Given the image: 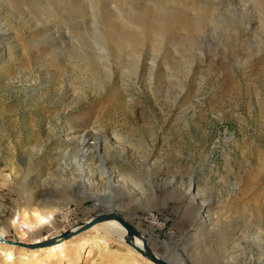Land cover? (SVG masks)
<instances>
[{
	"label": "rangeland",
	"instance_id": "374dc122",
	"mask_svg": "<svg viewBox=\"0 0 264 264\" xmlns=\"http://www.w3.org/2000/svg\"><path fill=\"white\" fill-rule=\"evenodd\" d=\"M263 108L264 0H0V231L114 207L166 257L264 264ZM34 208L58 211L23 234ZM85 231L0 264H151Z\"/></svg>",
	"mask_w": 264,
	"mask_h": 264
},
{
	"label": "bare ground",
	"instance_id": "6f19581e",
	"mask_svg": "<svg viewBox=\"0 0 264 264\" xmlns=\"http://www.w3.org/2000/svg\"><path fill=\"white\" fill-rule=\"evenodd\" d=\"M260 1H262V0H260ZM123 44H126V43H123ZM263 110H264V108H263ZM75 137L76 136H72V138H75ZM82 138H83V135H80V137L77 138V140L78 141H80V140L82 141ZM82 147H83V145L81 146V150H79V151H82L83 153H85L87 150H85L84 148L82 150ZM84 155H83V157H84ZM84 163H85L84 162V159H79V158L77 159V162H75L77 168H79L82 171H84L85 169H87L86 166L84 165ZM103 165H105V163ZM106 170L107 169L105 168V174L108 175L109 174V171H106ZM103 181H104V179H103ZM106 192H107V190H106ZM81 193L84 194V195H87V194L90 193L91 196L100 197L101 202L104 203V204L106 203V205L113 202L112 198H110L111 196L109 194H107L108 192L102 196L99 193L92 192V191H89V190H86V189L83 188V189H81ZM204 203H206V206H205L206 207V212H208V209H209L208 207L211 204L208 201L203 202V204ZM112 208H114V207H112ZM57 211H58V209H56V208H54L53 210H45V211H40L38 208H34L33 210H29L27 213H24L23 214L24 220L20 221L19 218L18 219L16 218L17 220L14 221V225H15V227L18 228L19 231L24 232L23 234H25L28 231H31V232L32 231H35L40 226L49 225V227H51L52 224H53L52 222L55 220V214L57 215ZM116 211H117V209H116ZM207 215H209V214H207ZM86 219H88V218H86ZM86 219H84V220H86ZM84 220H82V221H84ZM82 221H80V222H78V223H76V224H74V225H72L70 227L74 228V227L78 226ZM34 228H36V229H34ZM85 232H89L90 234H92L94 236L93 239L89 242V244H91L92 246H95V247L96 246H102L103 245L102 247H103V249H104L105 252L111 251L110 246H109V241H108L109 239L123 241V242L126 243V240H125V238H126V231H125L124 227L118 221H116L114 219H106V220H103V221H101L99 223H96V224L92 225L91 227H89ZM75 235L76 236H79V233H78V235L77 234H75ZM75 235H73L74 238L76 237ZM143 235L145 236V238L148 237V236L146 237L145 234H143ZM0 236L4 240H11V239H8L7 237H5V235L1 231H0ZM55 236H57V235H55ZM47 238H48L47 236L40 237V238L35 239V241H33V242H37V241H40V240H45ZM13 241H15V240H13ZM69 242H70V239H60L58 242H56V243H54L52 245H49V246L28 249L27 250V254L37 257V254H39L38 252L42 251V252H49V253L51 252L53 254L56 253L58 255H61V254H63L64 250L67 248ZM134 243L137 246H140V247L143 246L142 240L140 238L134 237ZM85 244H88V243H86V242L83 243L81 245L82 248L84 247ZM1 245H8V246L11 245V248L12 247H15V245L10 244V243H7L5 241L4 242H1L0 241V246ZM129 248H130V250L132 252H136L139 256L141 255L132 246L129 245ZM155 253L156 254H159L156 251H155ZM147 261H149V260H147ZM149 262H151V261H149ZM151 264H152V262H151Z\"/></svg>",
	"mask_w": 264,
	"mask_h": 264
},
{
	"label": "water",
	"instance_id": "95a60500",
	"mask_svg": "<svg viewBox=\"0 0 264 264\" xmlns=\"http://www.w3.org/2000/svg\"><path fill=\"white\" fill-rule=\"evenodd\" d=\"M106 219H114L118 221L125 229L126 231V243L133 248H135L145 259L151 261L153 264H186L180 257L174 254L172 257H166L161 254H156L154 249L151 247V245L148 242V239L145 238L143 233L138 229V227L125 218L123 215L118 213L116 209L108 207L102 211H98L88 219L82 221L78 226L72 228L68 227L66 228L63 232H61L57 236H51L45 240H40L37 242H32V243H25L21 242L18 240H4L0 236V241L1 242H7L10 244H13L15 246H23L27 248H35V247H40V246H48L52 245L56 242H58L60 239H68L71 236L78 234L80 232H83L87 230L89 227L92 225L99 223L103 220ZM134 237L140 238L142 240L143 246H137L134 243Z\"/></svg>",
	"mask_w": 264,
	"mask_h": 264
}]
</instances>
